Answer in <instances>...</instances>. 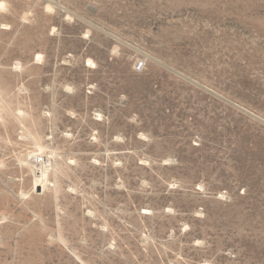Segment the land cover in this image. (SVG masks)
Wrapping results in <instances>:
<instances>
[{
  "label": "rangeland",
  "instance_id": "obj_1",
  "mask_svg": "<svg viewBox=\"0 0 264 264\" xmlns=\"http://www.w3.org/2000/svg\"><path fill=\"white\" fill-rule=\"evenodd\" d=\"M0 264H264V0H0Z\"/></svg>",
  "mask_w": 264,
  "mask_h": 264
},
{
  "label": "built area",
  "instance_id": "obj_2",
  "mask_svg": "<svg viewBox=\"0 0 264 264\" xmlns=\"http://www.w3.org/2000/svg\"><path fill=\"white\" fill-rule=\"evenodd\" d=\"M143 69H144V64H143V62H138L137 64H136V66H135V70H136V72H141V71H143ZM44 162H45V159H44V157L42 156V155H36L35 157H34V163L36 164V165H43L44 164Z\"/></svg>",
  "mask_w": 264,
  "mask_h": 264
}]
</instances>
